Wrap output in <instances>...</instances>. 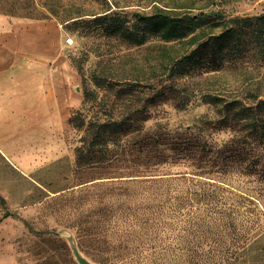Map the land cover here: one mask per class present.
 <instances>
[{
    "label": "rangeland",
    "instance_id": "1",
    "mask_svg": "<svg viewBox=\"0 0 264 264\" xmlns=\"http://www.w3.org/2000/svg\"><path fill=\"white\" fill-rule=\"evenodd\" d=\"M184 2L18 0L20 5H28L30 10L46 14L44 18H35L19 13L7 14V10L17 5V0H0V70L9 64L10 49L49 57L62 113L61 126H58L57 162L14 167L0 159V197L4 200L0 203V264H80L75 249L91 264H117V259L121 260L118 264H177L179 252L195 245L193 238L184 241L178 230H174L172 220L154 214L156 209L148 202L137 200L136 195V198L118 204L123 205L121 207L96 210L100 205L110 206L104 195H99L106 189L92 188L91 179L98 176L97 173L86 169L76 172L73 153L80 131L75 127L78 122L71 120L78 111L87 115L86 121L95 112L106 119L109 109H112L114 118H120L125 106L133 109L143 104L148 96L144 93L147 90L133 87L138 84L134 79L138 75L133 71L136 67L146 69L149 63L154 64L162 43L151 37L137 47L105 29L113 23L128 26L134 23L135 14H150L154 7L168 10L172 4L182 5ZM215 8L227 17L258 15L264 11V0H198L184 10L198 14ZM65 9L78 12L80 17L69 21L59 19ZM100 69L108 75L109 88L105 90L96 88L90 81L92 71ZM149 75L154 79L149 85L159 88L161 76L158 72ZM212 77L209 84L227 97L242 96L250 89L258 88L264 93V67L226 69ZM190 82L202 83L199 78ZM93 92L97 99L92 96ZM148 110L149 118L142 123L144 141L151 139L154 124L160 123L168 130H175L192 125L204 114L208 118L216 117L197 100L187 110L179 111L160 98L156 106L148 107ZM140 124L141 121H137L135 125ZM134 134L128 133L127 139ZM211 136L218 163L226 155L225 143L231 136L224 130L215 131ZM140 140L126 141L111 155L121 160L132 159L131 154H137L139 146L134 142L139 144ZM182 171L183 168L176 166L164 169L165 173H170L166 175L168 177L177 176ZM229 177L228 174L223 187H230L233 193L226 197L235 199L239 190L240 193L250 192L254 188L255 197L260 194V200L254 199L255 204L249 210L256 216L254 229L264 233V195L261 190L264 184L251 182L243 185L244 180L241 181L240 177ZM106 181L96 179L95 184H107ZM110 211L113 212L112 218L108 219ZM239 219L247 221L244 216ZM254 229L250 234L256 232ZM209 246L208 243L204 249ZM228 264H264V240Z\"/></svg>",
    "mask_w": 264,
    "mask_h": 264
},
{
    "label": "trees",
    "instance_id": "2",
    "mask_svg": "<svg viewBox=\"0 0 264 264\" xmlns=\"http://www.w3.org/2000/svg\"><path fill=\"white\" fill-rule=\"evenodd\" d=\"M196 1L172 4L168 10L154 7L150 14H135L134 23L128 26L113 23L106 27V32L133 46L143 45L151 37L162 45L154 64L133 71L138 75L134 77L138 84L133 87L147 90L143 104L133 109L125 106L120 118L112 116V109L106 119L97 116V112L87 121V115L80 111L72 117L80 131L73 159L77 173L86 169L98 174L91 179L92 188L106 189L99 195H104L110 206L100 205L96 210L113 209L137 197L153 206L157 216L172 220L174 230L184 241L193 238L195 245L179 252L177 264H228L264 240V233L254 229L256 216L249 210L255 204L254 199L260 200V194L258 199L255 188L250 192L239 190L233 199L226 197L233 193L231 188L223 187L228 174L232 179L240 177L243 185L264 184V93L258 88L242 96L227 97L209 82L214 78L212 75L222 70L264 67V11L258 15L227 17L216 8L198 14L184 10ZM27 7L17 0V5L6 13L35 18L46 15ZM77 13L65 9L59 19L69 21L80 17ZM151 72L161 76L159 88L149 85L154 80ZM107 76L101 69L94 70L90 81L105 90L109 88ZM196 78L202 83L190 82ZM92 96L98 97L95 92ZM160 98L179 111L187 110L197 100L216 117L204 114L192 125L175 130L157 123L151 139L144 141L142 123L149 118L148 107H155ZM137 121L141 124L135 125ZM219 130L228 131L231 137L225 143L226 155L218 164L211 135ZM133 132L136 134L127 139L128 133ZM135 138L141 140L139 144L134 142L139 146L138 153L131 154L132 159L121 160L111 155ZM175 166L184 171L166 176L170 173L164 169ZM96 179H106L107 184H95ZM261 190L264 195V187ZM3 201L0 197V203ZM112 213L108 212V219ZM240 216L247 221L239 219ZM252 229L256 230L254 234H250ZM208 243L209 248L204 249ZM120 262L116 260L117 264Z\"/></svg>",
    "mask_w": 264,
    "mask_h": 264
},
{
    "label": "crops",
    "instance_id": "3",
    "mask_svg": "<svg viewBox=\"0 0 264 264\" xmlns=\"http://www.w3.org/2000/svg\"><path fill=\"white\" fill-rule=\"evenodd\" d=\"M0 70V159L14 167L49 165L59 159L62 113L54 70L46 55L10 49Z\"/></svg>",
    "mask_w": 264,
    "mask_h": 264
},
{
    "label": "water",
    "instance_id": "4",
    "mask_svg": "<svg viewBox=\"0 0 264 264\" xmlns=\"http://www.w3.org/2000/svg\"><path fill=\"white\" fill-rule=\"evenodd\" d=\"M74 253H75L76 258H77V260H78V262L80 264H91L88 261H86L84 258L82 259L81 256H80V254L76 251V249H75Z\"/></svg>",
    "mask_w": 264,
    "mask_h": 264
}]
</instances>
